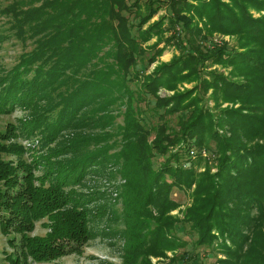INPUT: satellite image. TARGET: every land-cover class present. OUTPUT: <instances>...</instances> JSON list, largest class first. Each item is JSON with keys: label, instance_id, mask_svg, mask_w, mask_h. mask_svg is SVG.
Masks as SVG:
<instances>
[{"label": "trees", "instance_id": "16d2710c", "mask_svg": "<svg viewBox=\"0 0 264 264\" xmlns=\"http://www.w3.org/2000/svg\"><path fill=\"white\" fill-rule=\"evenodd\" d=\"M136 1L26 0L25 7L14 2L8 7L17 36H25L21 28L27 25L34 47L10 69L0 67V113L16 109L24 113L17 124L8 123L0 131V231L5 237H20L18 243L14 238L7 241L13 250L5 257L7 264L53 262L82 252L90 239L89 200L71 188L84 179L94 161L88 156L65 159V154L76 153L78 142L74 138L63 142L59 137L81 112L86 116L88 108L90 117L99 99L109 95L108 86L114 85L107 84L108 70L136 63L138 53L144 51L140 44L158 34L165 22L172 29L180 25L173 44L182 47L181 54L144 75L142 87L152 97L147 102L153 104L149 114L126 111L129 126L123 145L131 195L124 200L128 229L123 263L142 264L137 257H129L144 250L145 242L153 256L161 255L156 250L162 247L185 246V241L171 234L182 224L195 236L196 247L214 251L216 244L231 258L235 252L223 241L218 243L213 231L237 248L247 241L242 228L248 226L253 239L242 264H264V142H252L264 139V0H167L166 13L144 29L143 24L164 1L146 0L148 13H137L138 19L129 20L131 6L137 7L134 10L141 7ZM149 1L156 5L152 8ZM187 13L205 20V34ZM213 32L235 35L237 47L214 46L203 51L197 37L205 39ZM184 40L189 47L181 44ZM160 50L154 51L150 62ZM107 58L115 63L110 65ZM206 61L230 70L227 75L204 71ZM126 74L125 81L130 73ZM182 81H196L198 95L191 97L188 90L158 95L161 88L176 89ZM209 89L214 99L239 106H218L211 113L202 103ZM197 97L201 106L195 104ZM192 105L196 107L189 108ZM183 109L190 111L179 120L174 137L165 134L166 126L156 129L154 119L165 120ZM147 123L156 130V137L146 146ZM216 126L226 127L229 135L218 133ZM34 137L37 144L28 148L19 142ZM200 147L216 154V173H197L204 159L198 152L191 157L190 150ZM146 149L148 154L143 152ZM3 154L14 160L3 159ZM27 154L30 160L24 158ZM155 156L162 158L156 167ZM174 189L191 199L183 220L166 216L179 206L171 199ZM152 209L160 218L150 228ZM44 219L42 226L48 232L32 236L35 224ZM143 229H149V234H143Z\"/></svg>", "mask_w": 264, "mask_h": 264}, {"label": "rangeland", "instance_id": "374dc122", "mask_svg": "<svg viewBox=\"0 0 264 264\" xmlns=\"http://www.w3.org/2000/svg\"><path fill=\"white\" fill-rule=\"evenodd\" d=\"M26 0H0V67L10 69L15 65L21 54L29 52L34 47V38L30 37L27 25L22 26L21 31L25 34L24 37L17 36L16 25L12 16L8 15V7L13 4L19 3L25 7ZM161 2L160 8L149 19V21L143 24L142 29L158 20L163 14L166 13V1ZM131 1L130 3H132ZM141 7L139 10H134L136 6H131L132 9L128 10L127 18L129 20L138 19L140 16L137 13H148V1L137 0ZM150 4L152 8L155 6ZM38 5L37 3L35 6ZM21 8V7H19ZM24 9V8H23ZM150 11V10H149ZM264 13V12H263ZM192 18L191 23L196 24L197 27H202V34L206 33V26L204 19H200L193 15V13H187ZM258 16V13H255ZM139 26H136L135 33L138 31ZM180 25L176 26V29H172L168 24L162 23L159 25L160 30L158 34L153 35L149 40L140 44L144 51H141L137 55L136 63L128 65L127 69L120 65H115L114 69H109L107 72V84L114 86H108V96L106 98H100L99 104L93 107V113L89 117L88 111L81 112V116L78 118L72 126L66 128L60 138L61 141L75 139L77 143V151L74 154H65V159L75 161L80 157L92 158L94 164L91 166L89 172L84 176V179L71 189L78 192H82L86 195L87 209L90 211L88 216V228L90 231V239L84 245L80 254H71L59 258L53 262L46 263H31L28 264H124L125 245H126V230L128 229L125 217V197L131 195V187L127 181L125 175L126 158L124 152L125 142V128L129 126L127 123L126 111L129 109L133 112L142 111L144 115L149 114L153 104L149 92L143 90L142 83L144 81V75L149 74L158 64L162 62H169L175 56L181 54L182 47H176L173 44V39L176 38L177 30H180ZM157 30V31H158ZM169 38V39H168ZM169 40V41H168ZM198 42L205 47H202L203 51L214 46L223 47H237V37L235 35L221 34L213 32L212 35H207L205 39L197 37ZM182 42L185 47H189L188 43ZM150 47V49H149ZM156 49H161L160 54L155 55L154 61L150 62V57ZM185 49V48H184ZM110 65L115 63L111 58H107ZM126 71H125V70ZM204 71H217L219 73L228 74L230 67H225L219 63H210L206 61L203 68ZM130 73L129 80L124 79ZM129 85L130 89L124 85ZM196 81H182L176 84V89L169 90L167 88H161L158 91V95L166 97L172 95L175 91H190L191 97L198 95L196 91ZM144 91V92H143ZM139 95L137 96V93ZM140 95V93H142ZM128 94L132 97L133 101L129 100ZM203 100V106H207L210 112H216L219 107H237L239 103H232L224 101L222 99H214L212 90L209 89ZM189 100H186L183 104H186ZM197 97L196 105L201 106ZM130 106V107H129ZM196 106H191L193 108ZM187 111V113L185 112ZM190 110L183 109L178 113L168 114L165 120H155L154 124L156 129L160 126H166L165 134H169V137H174V134L178 131L180 126V119H185ZM24 116V113L20 109H16L10 113H0V131H3L8 123L17 124L18 118ZM216 117V116H214ZM152 122V121H150ZM148 131L143 142L147 145L151 144L156 137V130L149 127V123L146 124ZM168 127V129H167ZM149 128L152 131H149ZM220 134L229 135L226 127H215ZM134 138V136H133ZM37 137L27 139H19V142L28 148L34 144H37ZM252 142L263 143L264 139L256 138ZM211 149L214 151V142L210 143ZM176 147V146H175ZM148 149V148H147ZM146 150H143L145 154H148ZM70 150V148H69ZM208 151V150H207ZM81 154V156H80ZM201 156V154H200ZM204 160L202 164L196 167L197 173H203L206 170L210 174L216 173L217 170V156L215 153L208 151L207 157L201 156ZM3 159L14 160L13 157L3 154ZM25 159L30 160V157L25 156ZM149 159V158H148ZM160 156L153 158V165L156 167L161 162ZM41 170L35 171L36 175H39ZM171 199L179 204V206L169 212L166 216L174 219L183 220L186 209L191 205V199L188 193L178 191L174 189L171 193ZM153 219L149 221V226L155 225V221H159V214L155 209L151 210ZM257 215V211L254 210L253 216ZM45 222L41 220L35 224V229L32 236L43 237L47 229H44L42 224ZM262 228V227H260ZM247 227L242 228L243 234L247 235V241L240 243L236 248L226 236L220 237L217 231H213L215 236L219 237L218 243L222 241L228 247L233 249L235 254L233 258L224 253L222 249H218L215 244L213 249L206 247H196L194 245L195 236L189 233L188 227H184L182 224H178L175 231L172 230L171 234H176L181 240L185 241V246L180 248L167 249L162 247L157 251L161 252V255L153 256L150 252H147L148 243L143 244L144 250L136 251L129 258H138L137 262L144 264H242L248 255L249 247L248 243L253 239L251 229ZM143 234H149V229H143ZM175 232V233H174ZM10 238H14L17 243L20 239L18 235H10L5 237L0 231V264H7L6 256L12 255L13 250L9 248L7 241ZM239 252L241 259L239 260ZM229 262V263H228Z\"/></svg>", "mask_w": 264, "mask_h": 264}, {"label": "built area", "instance_id": "2783aa9c", "mask_svg": "<svg viewBox=\"0 0 264 264\" xmlns=\"http://www.w3.org/2000/svg\"><path fill=\"white\" fill-rule=\"evenodd\" d=\"M195 152L200 153L201 156H203V157H207V154H208V151L205 148L200 147L198 149H192V150H190V156L191 157L194 156Z\"/></svg>", "mask_w": 264, "mask_h": 264}]
</instances>
